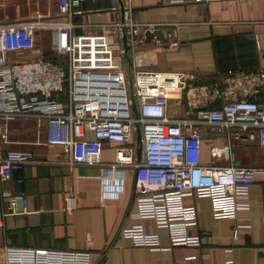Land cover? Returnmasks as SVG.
<instances>
[{
    "label": "crops",
    "instance_id": "obj_1",
    "mask_svg": "<svg viewBox=\"0 0 264 264\" xmlns=\"http://www.w3.org/2000/svg\"><path fill=\"white\" fill-rule=\"evenodd\" d=\"M59 0H0V21L36 16L61 18ZM138 22L167 23L162 36L145 39L124 50L117 26L125 16ZM73 51L52 49L49 31L38 32L37 45L12 52L11 62L42 57L69 67L131 68L156 71L174 78L177 72L197 74L195 85H216L224 98H264V0H80L73 17ZM45 43H44V42ZM43 42V43H41ZM134 67V70H135ZM172 90L169 112L186 116L196 92ZM201 159L205 164L256 166L250 192L240 196L236 217L216 218L209 197L187 195L186 207L198 209L188 232L201 235L198 244L171 237L168 228L147 220L165 249L138 245L121 234L140 221L135 168H108L115 159V142H106L103 165L71 166L63 146L47 142V125L17 120L6 125L5 150L29 152L33 160L11 179L0 178V264H7L8 243L20 248L88 250L91 264H264V146L256 139L232 138L203 127ZM90 137H94L89 132ZM231 143V157L213 154L214 144ZM107 165V166H105ZM23 178L22 182L19 179ZM24 191L25 200L11 196Z\"/></svg>",
    "mask_w": 264,
    "mask_h": 264
},
{
    "label": "built area",
    "instance_id": "obj_2",
    "mask_svg": "<svg viewBox=\"0 0 264 264\" xmlns=\"http://www.w3.org/2000/svg\"><path fill=\"white\" fill-rule=\"evenodd\" d=\"M79 1L59 0L62 15L58 19L36 16L0 21V178L11 179L15 171L33 160L29 152L3 148L8 137L6 125L12 121L45 122L47 142L63 146L71 166L103 165L105 143L115 142V159L108 168H135L140 218L133 226L123 227L121 234L138 245L165 249L159 234L147 228L146 221L154 220L158 227L168 228L171 237L198 244L201 235L188 232V226L197 223L198 209L186 207L184 197H209L216 218L236 217L239 208L248 204L239 197L250 192L258 169L236 165L230 142L212 147L214 155L231 157L229 164L203 163V127L224 134L229 141L257 138L264 146V98H224L220 107H214L222 94L220 89L213 84L195 85L198 76L194 72H177L171 78L134 66L130 78L125 68L67 67L49 57L12 64L11 53L35 48L40 31L50 32L54 51L71 54L73 17ZM165 25L138 22L127 15L117 23L122 36L127 33L130 49L144 41L146 32ZM186 87L196 92L195 101H189L186 116H172V90H179L181 95ZM18 196L27 202L25 192L19 191L11 196L13 206ZM6 255L7 264H91L88 250L20 248L8 243ZM225 264L236 261L229 258Z\"/></svg>",
    "mask_w": 264,
    "mask_h": 264
},
{
    "label": "water",
    "instance_id": "obj_3",
    "mask_svg": "<svg viewBox=\"0 0 264 264\" xmlns=\"http://www.w3.org/2000/svg\"><path fill=\"white\" fill-rule=\"evenodd\" d=\"M162 35H163V32L159 29L155 30V31H148V32H146V39H151L154 36H162ZM123 42H124L125 54L130 61V55H129L130 44L128 43V35L125 31L123 34ZM133 108H134L136 115H138V107H137V103L135 101L133 104ZM137 140L139 142L138 155H139V157H141V155H142V143H141L142 142V132H141L140 127L138 128Z\"/></svg>",
    "mask_w": 264,
    "mask_h": 264
},
{
    "label": "rangeland",
    "instance_id": "obj_4",
    "mask_svg": "<svg viewBox=\"0 0 264 264\" xmlns=\"http://www.w3.org/2000/svg\"><path fill=\"white\" fill-rule=\"evenodd\" d=\"M43 42H44V41H43ZM43 42H41V43H43ZM44 43H45V42H44ZM141 70H146V69H142V68H141Z\"/></svg>",
    "mask_w": 264,
    "mask_h": 264
},
{
    "label": "bare ground",
    "instance_id": "obj_5",
    "mask_svg": "<svg viewBox=\"0 0 264 264\" xmlns=\"http://www.w3.org/2000/svg\"><path fill=\"white\" fill-rule=\"evenodd\" d=\"M174 84H176V82H174Z\"/></svg>",
    "mask_w": 264,
    "mask_h": 264
}]
</instances>
